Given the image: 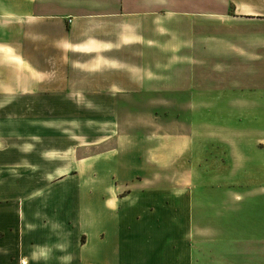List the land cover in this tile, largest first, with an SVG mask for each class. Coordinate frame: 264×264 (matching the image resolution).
Instances as JSON below:
<instances>
[{"label": "crops", "instance_id": "0c3cea01", "mask_svg": "<svg viewBox=\"0 0 264 264\" xmlns=\"http://www.w3.org/2000/svg\"><path fill=\"white\" fill-rule=\"evenodd\" d=\"M3 56L16 60L10 95L32 105L50 89V59L58 58L64 99L80 103L85 94L115 105L165 94L195 114L204 89L182 75L198 79L209 58L233 57L240 74L261 61L264 0H0ZM164 73L177 76L164 83ZM193 122L166 146L151 145L142 129L118 141L126 151L112 162L127 174L92 179L89 197L49 196V180L26 192L18 155L29 148L0 129V264H264V178L207 182L185 165L191 176H163L200 136ZM228 198L237 209L233 227Z\"/></svg>", "mask_w": 264, "mask_h": 264}, {"label": "rangeland", "instance_id": "374dc122", "mask_svg": "<svg viewBox=\"0 0 264 264\" xmlns=\"http://www.w3.org/2000/svg\"><path fill=\"white\" fill-rule=\"evenodd\" d=\"M181 60L173 59L175 64ZM205 60V68L198 69V79H188V71L182 75L185 77L182 83L196 82L204 89L201 98L205 106L191 114L186 112L190 109L188 105L177 104L165 94L123 100L124 103L115 105L101 103L107 100H100L98 104L85 94L79 96L81 104L75 103L73 98L64 99L62 60L59 62L58 58L50 59L51 70L56 71L48 75L50 89L38 101L40 104L36 100L32 105L31 99L10 95L7 85L13 77L16 60L10 56L0 58V83L4 87L0 90V129L4 137L14 131L19 146L29 148L30 152L18 155L17 177L24 183H31L26 192L44 188L45 181L49 180L51 185L45 192L49 196L57 195L59 190L61 193L81 190L89 197L92 179L119 178L127 174L128 171L117 170L112 162L126 151L117 150L118 141L129 142L130 134L142 129L151 145L160 146L161 140L166 146L173 134L186 132L182 126H187L190 120H194L200 136L193 139L188 153L173 157L176 167L163 171L164 177L191 176L190 170H183L185 165L192 169L194 177L207 182L205 179L214 177L264 178V58L241 74L234 68L233 57ZM191 61L205 62L202 59ZM69 76L71 81H76V75ZM162 76L164 83H168L173 77L175 80L177 74L164 73ZM159 132L163 133V140L157 137ZM7 141L10 138L3 139L4 145ZM43 156L48 160L42 161ZM125 158L122 159L126 161ZM33 184L37 186H31ZM228 201L227 225L233 227L237 209L232 199ZM23 211L27 212L26 205Z\"/></svg>", "mask_w": 264, "mask_h": 264}]
</instances>
